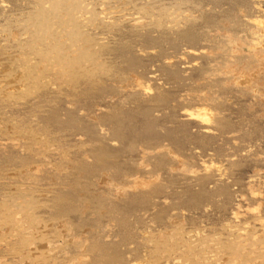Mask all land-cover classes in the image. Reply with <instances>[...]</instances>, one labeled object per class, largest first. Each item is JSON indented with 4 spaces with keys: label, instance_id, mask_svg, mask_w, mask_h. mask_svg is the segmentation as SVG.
<instances>
[{
    "label": "rangeland",
    "instance_id": "374dc122",
    "mask_svg": "<svg viewBox=\"0 0 264 264\" xmlns=\"http://www.w3.org/2000/svg\"><path fill=\"white\" fill-rule=\"evenodd\" d=\"M0 264H264V0H0Z\"/></svg>",
    "mask_w": 264,
    "mask_h": 264
},
{
    "label": "bare ground",
    "instance_id": "6f19581e",
    "mask_svg": "<svg viewBox=\"0 0 264 264\" xmlns=\"http://www.w3.org/2000/svg\"><path fill=\"white\" fill-rule=\"evenodd\" d=\"M77 1V0H76ZM70 5V4H69ZM89 7V6H88ZM63 9H65V8H63ZM63 9H62V11H63ZM72 9H74L73 7H72ZM76 10H78V9H76ZM66 11V10H65ZM79 11V10H78ZM85 12V11H84ZM61 14H63V13H61ZM76 15V14H75ZM40 17V16H39ZM76 18V17H75ZM59 19V18H58ZM65 19H67V18H65ZM26 21V20H25ZM62 21V20H61ZM61 21H60V24H61ZM88 21V20H87ZM33 22V21H32ZM64 22H66V21H64ZM81 25V24H80ZM72 27H74V26H72ZM71 29H73V28H71ZM70 29V30H71ZM76 29V28H75ZM75 33V32H74ZM89 37V36H88ZM76 40V39H75ZM78 47V46H77ZM84 49V48H83ZM85 53V52H84ZM91 54V53H90ZM85 59V58H84ZM87 61V60H86ZM220 240V239H219ZM200 260V259H199Z\"/></svg>",
    "mask_w": 264,
    "mask_h": 264
}]
</instances>
